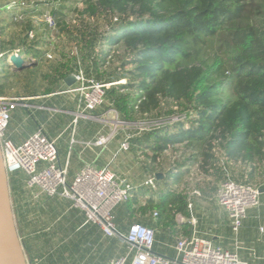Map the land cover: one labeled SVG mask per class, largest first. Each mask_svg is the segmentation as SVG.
<instances>
[{
	"label": "trees",
	"instance_id": "1",
	"mask_svg": "<svg viewBox=\"0 0 264 264\" xmlns=\"http://www.w3.org/2000/svg\"><path fill=\"white\" fill-rule=\"evenodd\" d=\"M79 2L83 4L79 16L95 20L102 16L105 28L80 21V27L73 29L78 48L73 54L59 52L53 77H46L52 85L81 68L98 82L113 83L106 90L104 103L121 121L177 116L176 121L161 122L128 141L136 151L149 150L152 161L169 147L200 145L204 162L212 166L215 140L227 161L246 164L252 169L249 177H255V167L264 162V0ZM38 5L34 3L21 13L23 36L17 42L0 41L1 50L22 48L35 59L42 57L38 40L30 39L28 33L33 30ZM63 8L61 3L50 14L59 33L71 34ZM11 12L13 17L16 11ZM3 30L0 26V35ZM112 46L123 47L125 59L107 73L103 69ZM121 80L124 82L119 83ZM5 85L0 82V93ZM171 103L174 105L169 106ZM187 172L175 167L157 191L133 188L130 197L114 209L115 220L121 223L147 211H156L157 222L171 225L177 213L188 217L186 192L170 188ZM18 174H10L9 184L20 181V176L15 178ZM259 174L264 177V171ZM181 227L184 234L192 230L187 222ZM20 241L28 264H47L38 260L41 255H30L26 240Z\"/></svg>",
	"mask_w": 264,
	"mask_h": 264
},
{
	"label": "crops",
	"instance_id": "2",
	"mask_svg": "<svg viewBox=\"0 0 264 264\" xmlns=\"http://www.w3.org/2000/svg\"><path fill=\"white\" fill-rule=\"evenodd\" d=\"M38 42L37 49H42L44 53H42V57L36 59L32 54H26V59H31L32 62L30 67L17 71L8 66L6 61L0 62V66H2L0 67V82L3 83L4 81L7 83L8 80L13 78L10 77L12 75L24 74L26 76L29 72L33 73L43 61H46L45 57H49L47 55L49 54V43L40 39ZM72 73H69L61 81L58 80L53 85L46 78L53 77V73H44V79L48 83L43 86L42 91L36 92L33 90L27 92L24 96H19L24 99L25 106L18 105L13 110L6 130L7 137L15 145H20L36 129L42 128L49 138L55 140L59 163L63 165L67 162L68 180H71L85 163H91L97 168L109 166L112 170L111 162L115 164V158L118 156L119 161L130 148L129 145L127 150H120L119 145L122 138H115V133H113L111 140L105 144L106 146L94 144L95 140L101 135L112 133V125L110 123L117 122L115 120L116 116L113 109L107 103H103L95 110L77 118L76 100L73 94L67 92L68 88L75 84V80L70 85L66 83V79ZM33 74L35 75V73ZM4 76L7 77L5 78ZM3 77L5 79L1 80ZM31 83L29 81L27 87ZM49 87H53L50 92H43ZM4 88L0 95L12 97L4 92ZM75 118L76 121H74ZM135 148L136 146L132 149L135 150ZM228 162L230 165V167L227 166L228 168H232L231 166L235 164L232 161ZM214 164L212 163L211 165L213 166ZM227 167L223 166L224 171L227 170ZM228 171L227 173H222L218 169L216 173L221 176L222 180L226 178L233 180ZM17 172L19 174L15 175V178L20 176V181L9 184L10 174ZM188 173L189 170L185 176ZM10 174L7 178L13 218L19 239L27 241L30 255H39V257L41 255L38 260L40 261L41 259V262H47V264H107L110 259L124 256L127 253V244L122 239L116 236H106L97 225L85 223L82 211L73 207L69 199L60 195L47 196L40 194L37 189L27 190L24 185L25 174L23 172L15 171ZM118 174L126 175L121 172ZM118 174L116 173L121 178ZM157 174L162 176L156 177ZM150 175L145 179L143 177L144 180H142L145 182L153 178L154 187L146 185L148 186L146 188H151L154 191L161 189L165 181L164 173L154 170ZM248 178L247 182L254 183L260 187L259 205L247 211L237 234H234L230 228L227 211L219 206L216 201L218 185L210 199L215 212H210L207 216L203 213L205 208L203 199L208 186L201 187L198 184H194L190 188L181 189L188 196V217L177 213L171 225L167 224V221L166 223L157 222L156 217L153 216L154 211H147L145 214L137 212L129 220L124 219L121 223H118L114 217L115 225L122 233L127 232L130 224L134 223L133 219H137L135 222L138 221L151 227L155 233L154 252L170 259H175L176 257L173 247L176 238L196 233L210 239L214 245L222 249L236 252L240 259L247 261L249 264H264V177L260 179L255 177ZM124 179L132 182L127 175ZM136 179L137 175L133 174V181ZM236 182H239V180ZM35 193L38 194L37 198L33 197ZM185 222L192 228L189 234H184L182 231L181 224ZM236 241L240 245L238 249L235 248ZM22 247L24 251L25 245ZM25 256L27 260V254ZM47 256H50L48 261L46 259Z\"/></svg>",
	"mask_w": 264,
	"mask_h": 264
},
{
	"label": "built area",
	"instance_id": "3",
	"mask_svg": "<svg viewBox=\"0 0 264 264\" xmlns=\"http://www.w3.org/2000/svg\"><path fill=\"white\" fill-rule=\"evenodd\" d=\"M17 5L18 3H9L10 7ZM40 16L49 30L56 29L55 19L49 12ZM29 38H34L32 32L29 33ZM19 49H0V62L4 60L9 63L8 57L18 56ZM72 75L75 84L68 88L67 92L73 94L76 100L78 118L102 105L106 90L113 83L98 82L88 77L81 68L75 70ZM121 82L122 80L119 81ZM18 105L25 106L23 98L0 95V155L7 176L15 171L23 172L27 190L37 189L40 194L60 195L69 199L73 207L82 211L85 223L97 225L106 236L122 239L127 244V253L110 259L107 264H249L240 259L236 252L222 249L210 239L196 233L177 237L173 245L176 257L170 259L154 252L155 233L151 227L134 222L130 224L127 232L119 231L113 212L130 197L133 185L118 177L109 166L97 168L91 163H85L73 178L68 180V164L59 163L55 140L49 138L42 128L36 129L22 144L15 145L7 137L6 130L11 114ZM113 111L115 120L120 122L117 112L114 109ZM113 133L101 135L94 144L105 145L111 140ZM128 148L126 137L119 149L124 151ZM145 184L154 187V179H148ZM259 195L260 187L251 182H236L226 178L218 184L216 201L227 211L230 228L234 234H237L242 226L247 210L259 205ZM33 197L37 198L38 194L35 193ZM153 216H157L156 211ZM235 245L236 249L240 246L238 241Z\"/></svg>",
	"mask_w": 264,
	"mask_h": 264
},
{
	"label": "rangeland",
	"instance_id": "4",
	"mask_svg": "<svg viewBox=\"0 0 264 264\" xmlns=\"http://www.w3.org/2000/svg\"><path fill=\"white\" fill-rule=\"evenodd\" d=\"M79 1L80 0L60 1L64 7L63 8V13L65 15L64 19L66 23L69 25V30L71 29L73 30L77 27H80L81 22H85V24H89V25H96V26L98 25L99 29L103 30L105 28V21L102 18V16L97 17L96 20L88 18L87 16H85L82 19V17L79 16L78 10L83 8V4ZM9 3H18V5L14 7H10ZM34 3L39 4L38 14L32 19L33 30L29 31L28 33L30 32L33 33L34 38H32V40L34 41L40 39L44 42L47 41V43H49V47H48L49 54H47L49 55V57H45L46 61H43L39 66V68L35 72H33L35 73V75L29 72L27 74L29 76L27 75L24 76V74L10 76L13 78L11 80H8V82L6 83L4 92H6L9 96L12 97L24 96L27 92L33 90H35L36 92H39L40 90L42 91L44 88L43 86L46 85V83H48L47 80L44 79V75H45L44 73H48V74L52 73V68L55 65L56 59H58L59 52L63 51L64 53L73 54L78 48L74 37V35L77 34L75 30H73L71 34L67 32L59 33L60 31L59 29L56 28L54 31L49 30L47 27H45V24L42 22L43 19L41 18L40 15L48 12L50 13L53 8H58L59 5L61 4V3L59 4V1L56 0H0V6H1L0 26L4 27V30L0 35V41L7 42L13 40L17 42L19 40V37L23 36L21 30L23 28L24 25L23 22L25 21V19L21 17L22 16L21 13H23V11L27 9L26 7ZM3 6L6 7L5 10H3ZM23 6L24 8L21 9V7ZM9 9H15L14 11H16V14L13 17H11L10 15L12 13L11 12L12 10ZM107 51H108L107 52L108 63L106 64L107 66H105L106 69L103 70H106V72L109 73L110 69H113L114 67H119V65L125 59V52L123 47L121 46H112ZM17 54L18 56H21L24 59L27 58V55L25 54L22 48L19 49ZM29 81H31L32 83L29 87H27ZM39 82L41 85L38 84ZM123 82L124 80H122L121 83ZM172 105L174 104L171 103L169 106ZM163 107H165L166 109L167 104L164 103ZM163 118L164 117H161L158 118L157 120L145 119L137 123H131L129 125L118 124V123H127L118 119L120 122L110 123V125H112L111 131L115 133V138L116 137L117 138L120 137L119 139L122 138V140L120 141L121 144L126 137H128V141H130V139L137 137L138 135H140V133L144 131L155 129L156 127H158V125L161 122L164 121L168 122L169 120L176 121L178 119V117L175 115L169 118H164V119ZM182 118H184V115H182ZM213 144L214 147L212 152L214 154V158L212 159V163H215L213 166H210L208 163L204 162V157L203 155L200 154V150L202 149L200 145L186 146L185 144H181L174 147H169L168 150H166L154 162L151 160L152 154L149 150L139 149L135 151L134 149L131 148L130 142H129L130 148L127 151V153L123 155L119 159V161L117 156L115 158V164L111 162L110 165L111 168L113 166L112 170L115 171V173L117 174L120 172L125 173L127 177L131 178V181L133 183L130 182V180L129 182L133 185L134 187L133 190L140 189V187H145V188L148 187L145 184L146 181L144 182L143 180L148 175L152 174L154 170L161 171L164 173V175H168V172L177 166L181 167L182 169L189 170L187 176H185L179 183L171 184L170 188L172 189L177 188L178 190H181L182 188L185 187L190 188L194 184H198L201 187L208 186L206 193L204 194L205 198L203 199V206L205 207L203 209V213L205 214V216H207L210 214V212H215L210 199L215 193L216 186L221 181H223L221 179V176H219L218 173H216L218 169H220L222 173H227V171L229 170L228 172L230 173L231 178H233V180L235 181L239 180V182L247 181L249 179L248 178L249 172L252 170L251 167H248L246 164L240 162H237L234 165H232L231 166L232 168H228L230 167V165L228 164L229 162L226 160L225 154L223 152V148L217 145V142L215 140H213ZM100 146L104 147L106 145H100ZM223 166L225 167L228 166L226 171H224L225 169L223 168ZM254 171H255V178L260 179L261 176L259 173L264 171V162L262 163V165L256 166ZM132 173L134 175H137V179L135 181H133ZM123 175L120 176L121 178L124 179L126 175H124L125 177ZM133 220L135 222L137 219H133ZM131 222L133 221L131 220Z\"/></svg>",
	"mask_w": 264,
	"mask_h": 264
},
{
	"label": "water",
	"instance_id": "5",
	"mask_svg": "<svg viewBox=\"0 0 264 264\" xmlns=\"http://www.w3.org/2000/svg\"><path fill=\"white\" fill-rule=\"evenodd\" d=\"M8 66L20 71L30 67V59H23L21 56L10 55ZM74 81L71 75L66 79L67 84ZM157 174L156 177H161ZM0 264H28L19 239L10 202L8 178L5 172L0 155Z\"/></svg>",
	"mask_w": 264,
	"mask_h": 264
}]
</instances>
